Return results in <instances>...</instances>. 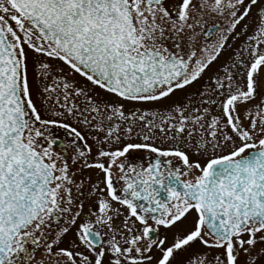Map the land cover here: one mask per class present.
Masks as SVG:
<instances>
[{
  "label": "snow or ice",
  "instance_id": "6c2138e0",
  "mask_svg": "<svg viewBox=\"0 0 264 264\" xmlns=\"http://www.w3.org/2000/svg\"><path fill=\"white\" fill-rule=\"evenodd\" d=\"M0 264H264V0H0Z\"/></svg>",
  "mask_w": 264,
  "mask_h": 264
},
{
  "label": "flooded vegetation",
  "instance_id": "af4514ba",
  "mask_svg": "<svg viewBox=\"0 0 264 264\" xmlns=\"http://www.w3.org/2000/svg\"><path fill=\"white\" fill-rule=\"evenodd\" d=\"M217 19H219V18H217ZM222 22V21H221ZM212 23V20L209 18V24H211ZM209 43H211L212 41H211V39L208 41ZM241 43V41H236L234 44H233V47H237V46H239V44ZM229 55V53H225V57L224 58H226L227 56ZM60 135L61 136H63V132L61 131L60 132ZM57 150H59V149H57ZM37 258H39V254H37Z\"/></svg>",
  "mask_w": 264,
  "mask_h": 264
},
{
  "label": "rangeland",
  "instance_id": "374dc122",
  "mask_svg": "<svg viewBox=\"0 0 264 264\" xmlns=\"http://www.w3.org/2000/svg\"><path fill=\"white\" fill-rule=\"evenodd\" d=\"M241 39H243V38H241Z\"/></svg>",
  "mask_w": 264,
  "mask_h": 264
}]
</instances>
